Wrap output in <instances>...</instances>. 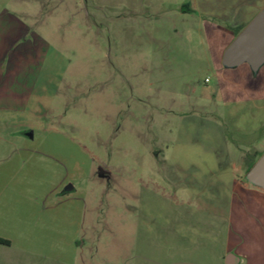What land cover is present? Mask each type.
<instances>
[{"label":"rangeland","instance_id":"obj_1","mask_svg":"<svg viewBox=\"0 0 264 264\" xmlns=\"http://www.w3.org/2000/svg\"><path fill=\"white\" fill-rule=\"evenodd\" d=\"M181 1L0 0V17L29 15L47 38L37 41V66L46 72L35 75V98L19 120L33 134L30 177L65 178L62 188L71 185L69 195L82 200L85 226L96 221L79 236L85 263L156 264L149 229L155 224L149 220L141 234L140 213L155 215L154 198L172 194L168 177L177 174L176 164L217 165L210 147L218 139L207 130L217 122L204 111L225 115L219 127L243 150V168L234 176L255 185L246 178V160L264 147V105L223 95L240 65H229L225 50L240 28L209 40L202 22L168 10ZM233 1L229 18L242 4ZM242 63L250 77L240 78L264 82V61L255 69ZM161 173L163 184L151 185L149 179ZM125 210L132 216L128 231Z\"/></svg>","mask_w":264,"mask_h":264},{"label":"crops","instance_id":"obj_2","mask_svg":"<svg viewBox=\"0 0 264 264\" xmlns=\"http://www.w3.org/2000/svg\"><path fill=\"white\" fill-rule=\"evenodd\" d=\"M239 1L242 4L236 18L227 15L229 0H183L168 10L181 20L202 22L211 40L214 36L228 37L240 28L238 33L264 9V1ZM36 23L29 15L14 12L0 17V239L7 241L0 240V264H89L82 255L84 244L79 236L86 226L92 231L96 221L85 226L82 200L69 195L68 185L62 188L66 182L63 177H30L36 153L28 143L30 126L20 123L19 118L35 98V75L46 72L45 65L37 66L41 56L37 41L47 43V38L37 32ZM243 64L233 70L232 92L226 90L223 95L247 105L260 101L263 106L264 82H259V76L256 82L254 78L252 83L247 81L250 73ZM262 72L264 69L259 74ZM239 73L248 74L247 79ZM204 112L210 121L217 122L207 130L219 142L210 147L218 171L213 172L205 161L176 164L177 174L168 177L172 194L154 198L155 215L140 213L139 231L147 230L144 227L149 220L155 224L149 229L155 233L156 264H227L228 256L230 264H264V188L234 176L244 164L241 142L228 140L219 127L225 115ZM263 152L264 147L255 150L247 165ZM42 167L51 175L50 164ZM163 177L161 173L149 183L158 187ZM130 199L125 201L128 207L132 206ZM131 217L125 210V231Z\"/></svg>","mask_w":264,"mask_h":264},{"label":"water","instance_id":"obj_3","mask_svg":"<svg viewBox=\"0 0 264 264\" xmlns=\"http://www.w3.org/2000/svg\"><path fill=\"white\" fill-rule=\"evenodd\" d=\"M225 61L229 65L246 61L254 69L264 61V9L259 11L231 41L225 50ZM27 134L32 137L31 131ZM246 178L264 188V152L249 168ZM66 189H71V185ZM230 258L227 257V264H230Z\"/></svg>","mask_w":264,"mask_h":264},{"label":"trees","instance_id":"obj_4","mask_svg":"<svg viewBox=\"0 0 264 264\" xmlns=\"http://www.w3.org/2000/svg\"><path fill=\"white\" fill-rule=\"evenodd\" d=\"M255 161H252L250 164H249V166L247 167V171L249 170V168L253 165V163H254ZM1 240V239H0ZM2 242H7V241H5V240H1Z\"/></svg>","mask_w":264,"mask_h":264},{"label":"built area","instance_id":"obj_5","mask_svg":"<svg viewBox=\"0 0 264 264\" xmlns=\"http://www.w3.org/2000/svg\"><path fill=\"white\" fill-rule=\"evenodd\" d=\"M207 80V79H206Z\"/></svg>","mask_w":264,"mask_h":264}]
</instances>
